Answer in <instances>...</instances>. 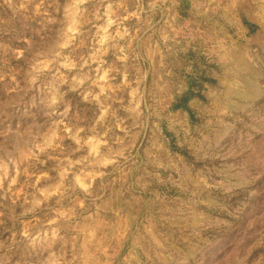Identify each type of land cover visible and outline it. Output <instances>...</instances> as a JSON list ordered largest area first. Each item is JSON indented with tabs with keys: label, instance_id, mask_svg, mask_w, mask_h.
I'll list each match as a JSON object with an SVG mask.
<instances>
[{
	"label": "rangeland",
	"instance_id": "374dc122",
	"mask_svg": "<svg viewBox=\"0 0 264 264\" xmlns=\"http://www.w3.org/2000/svg\"><path fill=\"white\" fill-rule=\"evenodd\" d=\"M0 264H264V0H0Z\"/></svg>",
	"mask_w": 264,
	"mask_h": 264
},
{
	"label": "trees",
	"instance_id": "16d2710c",
	"mask_svg": "<svg viewBox=\"0 0 264 264\" xmlns=\"http://www.w3.org/2000/svg\"><path fill=\"white\" fill-rule=\"evenodd\" d=\"M188 100V97L187 96H184L182 99H181V102L179 104H176L174 105L175 108H178V107H183L185 108V102Z\"/></svg>",
	"mask_w": 264,
	"mask_h": 264
}]
</instances>
